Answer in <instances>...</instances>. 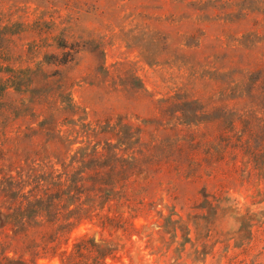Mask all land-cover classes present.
Wrapping results in <instances>:
<instances>
[{
    "label": "rangeland",
    "instance_id": "1",
    "mask_svg": "<svg viewBox=\"0 0 264 264\" xmlns=\"http://www.w3.org/2000/svg\"><path fill=\"white\" fill-rule=\"evenodd\" d=\"M234 1L236 12L226 13L220 0H0L10 66L45 63L52 46L27 56L35 35L22 25L49 21L50 14L59 31L81 45L62 67L74 80L70 93L77 107L75 115L59 119L67 155L29 156L25 145L32 136L48 137L34 129L55 107L22 111L7 129L13 144L0 136V196L29 190L52 165L55 174L72 176L80 166L72 165L75 155L84 149L104 154L96 166L102 174L110 161L121 170L112 195L109 179L103 192L80 189L62 202L61 212L50 216L59 221L45 238L49 244L70 253L84 235L107 239L116 256L104 264H264V171L250 153L259 148L258 137L252 144H226L208 117L194 114L197 102L209 117L222 118L224 128L232 121L239 127L257 118L264 123V93L255 96L253 87L257 82L264 91L258 11L264 0ZM12 96L21 107L23 97ZM98 213L116 217L113 226L101 227ZM46 219L19 228V235L30 237L32 251H26L24 237L7 234L0 214L1 264L23 253L39 264H60L59 256H42L52 251L35 238Z\"/></svg>",
    "mask_w": 264,
    "mask_h": 264
},
{
    "label": "trees",
    "instance_id": "2",
    "mask_svg": "<svg viewBox=\"0 0 264 264\" xmlns=\"http://www.w3.org/2000/svg\"><path fill=\"white\" fill-rule=\"evenodd\" d=\"M186 1V0H181ZM188 2L200 3L202 0H187ZM227 4L226 13L236 12L237 3L234 0H220ZM262 19L264 20V8H259ZM242 14L246 17L251 16L250 9H243ZM51 20L39 19L36 23H24L22 31L24 33H32L35 37L29 43V54L27 56L36 57L40 54L44 46H52V52H47L44 61L47 64H54L57 66L55 70L48 71L45 63L32 66L28 65L23 68H15L8 64L9 58H6L8 35L6 28L0 25V40L3 43L0 45V136H4V144H13L7 133L8 127L13 123L15 118L22 116V111L27 109L38 110L39 107L53 106L55 112L50 113L47 118L41 122L39 128L34 129L37 133L47 134L48 137L43 138V141H38L32 136L30 144L25 145L24 149L28 152L29 156H36L39 159L51 158L52 153L57 155H67L63 149L64 143L62 136L58 135L59 119L63 116V120H67L71 115H75L77 111L76 104H74L70 90L74 84V80L68 74H64L62 67L73 62L75 55L81 50L79 42H70L67 39L65 30L59 31L60 27L56 22L54 16ZM260 19H257L255 24H259ZM6 42V43H5ZM40 43H46L40 45ZM28 57L29 59H31ZM259 72V71H258ZM261 77L259 73L258 81ZM254 95H262L264 93L263 87L257 82H254ZM262 84V82H261ZM18 92L23 98L21 101L22 106L19 107L12 94ZM198 105V109L194 112L195 115L208 117L207 123L214 127L216 136L226 144H252L253 138L258 137V149L251 150V155L256 157L259 161L256 163L261 171H264V123L258 120L254 123L253 120H245L243 127H239L235 121L231 122L230 127H222V118L215 116L209 117L210 112L204 105ZM11 109H14L11 111ZM54 110V108H53ZM61 111V112H60ZM184 111V110H182ZM62 114H54L58 113ZM184 115V112H182ZM195 121V120H191ZM6 122V123H5ZM52 133V135H50ZM21 138V137H20ZM55 144H61L58 149H55ZM252 149V148H251ZM104 154L98 150L87 151L81 150L75 155L73 167L80 165L75 171L77 173L72 176H65V172L55 174L53 165L51 166L50 175L43 177L42 182L37 183L34 187L24 191V186L20 190H14L9 195L0 196L4 200V207H0V214L3 216L4 226L7 229V234L12 231L14 236L19 235V228H23L25 224L40 217L46 219V229L38 231L35 235L37 241L44 243L42 249L49 246L52 254H42L43 257H57L59 256L60 264H104L108 257H115V248L109 243L107 239L97 240L94 237L84 235L74 243L73 250L68 253L66 250H60L58 243L49 244L45 238L50 229L54 228L59 217L54 220L50 216L56 215L57 210L61 207L62 202L66 199H72L75 196V191L83 189L90 192V189L100 193L107 190L108 180L111 181V193H114L113 183L122 181L121 177H117L121 170L119 164H113L112 161L106 164L104 168L107 172L102 174V169L99 166V160ZM251 160L252 159V156ZM84 169V170H83ZM106 185V186H105ZM68 193V194H67ZM67 195V196H66ZM110 197V196H109ZM110 199V198H109ZM71 204L68 205L70 207ZM100 216L99 225L103 228L113 226L116 217L109 213H98ZM40 230V229H39ZM23 243L26 244V251H32L30 244L26 241L30 240L29 234L24 233ZM2 262H0L1 264ZM3 264H39L38 258L27 257L26 253L18 257H9ZM52 264V263H51Z\"/></svg>",
    "mask_w": 264,
    "mask_h": 264
}]
</instances>
